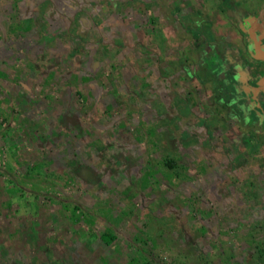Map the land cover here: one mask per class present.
Wrapping results in <instances>:
<instances>
[{
	"label": "rangeland",
	"instance_id": "obj_1",
	"mask_svg": "<svg viewBox=\"0 0 264 264\" xmlns=\"http://www.w3.org/2000/svg\"><path fill=\"white\" fill-rule=\"evenodd\" d=\"M191 18L0 0V264H264V135Z\"/></svg>",
	"mask_w": 264,
	"mask_h": 264
},
{
	"label": "crops",
	"instance_id": "obj_2",
	"mask_svg": "<svg viewBox=\"0 0 264 264\" xmlns=\"http://www.w3.org/2000/svg\"><path fill=\"white\" fill-rule=\"evenodd\" d=\"M178 5L180 15L190 21L194 15L196 45L209 53L216 79L226 80L220 91L230 96L227 118L264 135V0H178Z\"/></svg>",
	"mask_w": 264,
	"mask_h": 264
},
{
	"label": "trees",
	"instance_id": "obj_3",
	"mask_svg": "<svg viewBox=\"0 0 264 264\" xmlns=\"http://www.w3.org/2000/svg\"><path fill=\"white\" fill-rule=\"evenodd\" d=\"M175 164V161L173 159H169V165L173 166ZM101 239L107 243L111 244L117 239V236L113 233L112 230H106L105 232L102 233ZM258 251H259V257L261 261H264V249L258 246ZM144 264H149L148 262H145Z\"/></svg>",
	"mask_w": 264,
	"mask_h": 264
}]
</instances>
